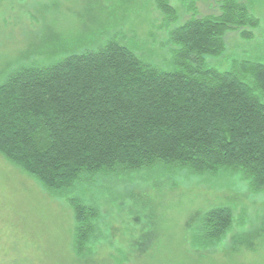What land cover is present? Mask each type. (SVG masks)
Returning a JSON list of instances; mask_svg holds the SVG:
<instances>
[{
    "label": "trees",
    "instance_id": "1",
    "mask_svg": "<svg viewBox=\"0 0 264 264\" xmlns=\"http://www.w3.org/2000/svg\"><path fill=\"white\" fill-rule=\"evenodd\" d=\"M219 3L220 16L190 19L169 31L172 71L108 39L95 49L50 56L46 65L22 66L0 85V154L70 205L79 260L96 253L100 207L73 194H84L95 180L154 168L195 177L229 172L241 174L253 194L264 192V64L245 62L228 72L206 65L207 57L225 53L229 33L260 22L241 0ZM154 4L164 27L177 23L170 0ZM240 34L253 38L252 31ZM198 220L191 250L203 257L232 231L234 211L220 206ZM229 250L224 257L232 260L254 252ZM125 261L126 255L118 264Z\"/></svg>",
    "mask_w": 264,
    "mask_h": 264
},
{
    "label": "rangeland",
    "instance_id": "2",
    "mask_svg": "<svg viewBox=\"0 0 264 264\" xmlns=\"http://www.w3.org/2000/svg\"><path fill=\"white\" fill-rule=\"evenodd\" d=\"M16 1L0 4V85L22 66L46 65L50 56L95 49L108 39L169 72L174 70L169 31L190 19L222 13L220 0H170L179 20L167 28L154 0ZM241 1L259 26L229 33L225 53L207 57L208 68L228 72L245 62L264 64V0ZM247 30L252 39L241 36ZM187 175L185 170L154 168L108 182L95 180L84 194L74 192L100 207L96 253L79 260L70 205L0 154V264H118L125 255L124 264H264V192L253 194L239 173ZM220 206L233 209V229L220 248L200 257L190 241L198 217ZM230 247L254 252L232 260L224 257Z\"/></svg>",
    "mask_w": 264,
    "mask_h": 264
}]
</instances>
